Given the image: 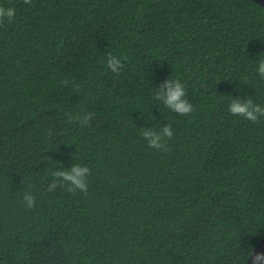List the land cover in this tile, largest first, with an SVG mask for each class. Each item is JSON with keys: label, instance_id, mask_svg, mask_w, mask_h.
Here are the masks:
<instances>
[{"label": "trees", "instance_id": "16d2710c", "mask_svg": "<svg viewBox=\"0 0 264 264\" xmlns=\"http://www.w3.org/2000/svg\"><path fill=\"white\" fill-rule=\"evenodd\" d=\"M0 6L16 11L0 24V264H246L264 237V118L228 105L264 106V6ZM168 78L191 114L153 99ZM69 113L93 118L82 126ZM168 124L167 148L149 147L142 131ZM74 164L90 169L87 192L48 191L52 172Z\"/></svg>", "mask_w": 264, "mask_h": 264}, {"label": "clouds", "instance_id": "9594fccd", "mask_svg": "<svg viewBox=\"0 0 264 264\" xmlns=\"http://www.w3.org/2000/svg\"><path fill=\"white\" fill-rule=\"evenodd\" d=\"M25 4H30L31 0H23ZM16 15V11L12 7L5 8L0 6V24H3L5 20L12 22ZM107 65L113 73H119L123 64L118 56L109 54L107 56ZM258 73L261 78H264V59L259 61ZM61 83L67 87L72 82L68 79L61 81ZM186 93L184 85L179 79H167L161 85L160 88L155 89L153 99L163 103L171 111L181 116L189 115L193 112V105L185 98ZM228 111L230 114L241 116L253 123L258 122L261 118H264V106L254 103L251 99H246L241 102L237 99H232L228 105ZM69 121H78L82 126H87L89 121L93 118L90 113H69ZM174 135L170 124L163 126L160 132H155L152 129L142 131L143 138L147 141V144L151 148L157 150H163L167 148V141ZM90 174V169L87 166L80 164H74L70 170L65 169L63 171L52 172V183L48 185V191H54L57 186L65 187L69 192L80 190L81 192H87V177ZM23 201L26 202L27 207L34 206L35 197L29 192H25L23 195ZM253 264H264V254H257L254 258Z\"/></svg>", "mask_w": 264, "mask_h": 264}, {"label": "water", "instance_id": "95a60500", "mask_svg": "<svg viewBox=\"0 0 264 264\" xmlns=\"http://www.w3.org/2000/svg\"><path fill=\"white\" fill-rule=\"evenodd\" d=\"M254 1H256V2H258L264 6V0H254ZM257 254H264V237L255 246V248H254L252 254L250 255V257L248 258L246 264H253L254 258Z\"/></svg>", "mask_w": 264, "mask_h": 264}]
</instances>
